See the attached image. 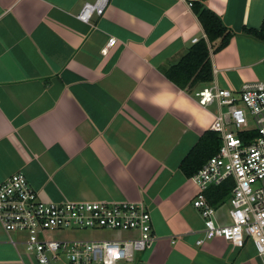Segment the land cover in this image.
I'll use <instances>...</instances> for the list:
<instances>
[{
    "label": "crops",
    "instance_id": "1",
    "mask_svg": "<svg viewBox=\"0 0 264 264\" xmlns=\"http://www.w3.org/2000/svg\"><path fill=\"white\" fill-rule=\"evenodd\" d=\"M196 1L110 0L85 23L88 0H0V184L23 173L47 202L145 204L156 240L124 264H262L251 244L197 245L198 187L180 166L217 108L162 73L205 38ZM207 7L235 33L211 57L212 84L238 92L264 82V44L243 35L261 28L264 0ZM226 206L217 216L230 223ZM25 239L0 223V264H37Z\"/></svg>",
    "mask_w": 264,
    "mask_h": 264
},
{
    "label": "built area",
    "instance_id": "2",
    "mask_svg": "<svg viewBox=\"0 0 264 264\" xmlns=\"http://www.w3.org/2000/svg\"><path fill=\"white\" fill-rule=\"evenodd\" d=\"M109 4L110 0L87 2L78 18L88 23L95 14L102 17ZM198 42L193 40V44ZM116 43V39H110L103 53L107 54ZM195 98L204 109L216 106L210 130L221 138L218 153L191 178L198 187L192 205L204 221V238L197 245L223 240L243 250L251 244L264 264V82L245 84L238 92L210 84L199 89ZM228 181L234 182L228 201L230 223H223L209 203L207 192ZM0 223L7 233L25 236L26 250L37 264L133 262L135 253L150 249L156 240L145 204L47 202L23 173L0 184ZM69 228L106 229L135 236L103 242L45 238L47 232Z\"/></svg>",
    "mask_w": 264,
    "mask_h": 264
},
{
    "label": "trees",
    "instance_id": "3",
    "mask_svg": "<svg viewBox=\"0 0 264 264\" xmlns=\"http://www.w3.org/2000/svg\"><path fill=\"white\" fill-rule=\"evenodd\" d=\"M207 1L197 0L192 6L206 38L193 44L178 63L162 70L168 80L189 94H193L200 87L212 84L214 69L211 57L224 50L235 37V33L225 25L222 18L207 7ZM243 35L264 44V20L260 29L244 28ZM220 147L219 135L211 130L206 132L182 161L180 169L183 174L191 179L218 153ZM233 188V181L210 188L207 199L211 206L217 209L225 205L231 197Z\"/></svg>",
    "mask_w": 264,
    "mask_h": 264
},
{
    "label": "rangeland",
    "instance_id": "4",
    "mask_svg": "<svg viewBox=\"0 0 264 264\" xmlns=\"http://www.w3.org/2000/svg\"><path fill=\"white\" fill-rule=\"evenodd\" d=\"M93 3L95 0H88ZM203 87H200L201 89ZM211 107H209L210 109ZM216 109V106L212 107ZM227 209H231L230 204L226 203ZM226 214V213H225ZM134 233L119 232L114 230L106 229H79V228H69L61 231L47 232L45 238L48 240H85L93 242H103V241H118L127 240L133 238ZM119 264H124L122 261Z\"/></svg>",
    "mask_w": 264,
    "mask_h": 264
}]
</instances>
